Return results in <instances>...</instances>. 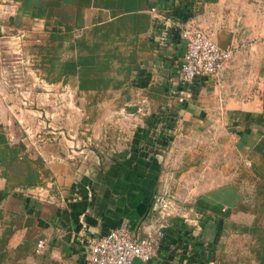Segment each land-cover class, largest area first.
Masks as SVG:
<instances>
[{"label": "crops", "instance_id": "obj_1", "mask_svg": "<svg viewBox=\"0 0 264 264\" xmlns=\"http://www.w3.org/2000/svg\"><path fill=\"white\" fill-rule=\"evenodd\" d=\"M240 2L0 0V264H84L116 227L161 230L131 264H264V43ZM185 23L236 52L178 102Z\"/></svg>", "mask_w": 264, "mask_h": 264}, {"label": "built area", "instance_id": "obj_2", "mask_svg": "<svg viewBox=\"0 0 264 264\" xmlns=\"http://www.w3.org/2000/svg\"><path fill=\"white\" fill-rule=\"evenodd\" d=\"M180 35L186 40V45L177 68V81L181 85L175 91L178 102L184 100L186 91L198 78L217 73L236 52L235 48H221L201 28L189 23L180 25ZM154 206L162 218L176 211L174 202L167 197L155 198ZM160 235L159 227L145 230L138 238L130 235L124 228H113L90 240L91 253L85 258L84 264H131L134 259L147 262L153 255V245ZM43 245L44 241L38 239L33 252L38 254Z\"/></svg>", "mask_w": 264, "mask_h": 264}, {"label": "rangeland", "instance_id": "obj_3", "mask_svg": "<svg viewBox=\"0 0 264 264\" xmlns=\"http://www.w3.org/2000/svg\"><path fill=\"white\" fill-rule=\"evenodd\" d=\"M241 6H245L248 8V12L251 16V20H247L246 22L253 24L252 14L256 13V27H258V31L260 33L261 41L264 43V0H241ZM239 4H235L238 6Z\"/></svg>", "mask_w": 264, "mask_h": 264}]
</instances>
